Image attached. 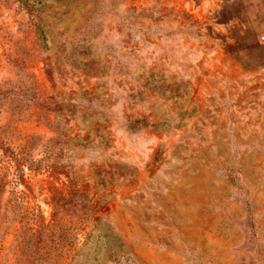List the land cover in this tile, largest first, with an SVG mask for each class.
I'll list each match as a JSON object with an SVG mask.
<instances>
[{
	"label": "rangeland",
	"instance_id": "rangeland-1",
	"mask_svg": "<svg viewBox=\"0 0 264 264\" xmlns=\"http://www.w3.org/2000/svg\"><path fill=\"white\" fill-rule=\"evenodd\" d=\"M0 264H264V0H0Z\"/></svg>",
	"mask_w": 264,
	"mask_h": 264
}]
</instances>
